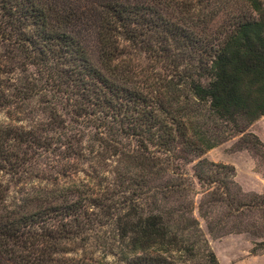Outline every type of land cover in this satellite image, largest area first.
Instances as JSON below:
<instances>
[{
	"label": "trees",
	"instance_id": "trees-1",
	"mask_svg": "<svg viewBox=\"0 0 264 264\" xmlns=\"http://www.w3.org/2000/svg\"><path fill=\"white\" fill-rule=\"evenodd\" d=\"M1 113L0 264H219L193 200L264 204L202 157L260 144L264 0H0Z\"/></svg>",
	"mask_w": 264,
	"mask_h": 264
},
{
	"label": "rangeland",
	"instance_id": "rangeland-1",
	"mask_svg": "<svg viewBox=\"0 0 264 264\" xmlns=\"http://www.w3.org/2000/svg\"><path fill=\"white\" fill-rule=\"evenodd\" d=\"M2 119L1 113L0 121ZM245 132L255 135L261 145L250 147L246 144L248 148H239L244 141L240 138L241 134H238L220 142L202 157L232 166L233 180L241 192L246 194L245 200L249 203H261L262 199H256L254 195L264 194V115L254 120ZM250 138L252 141V137ZM192 164H187L186 169L190 171ZM200 197V194L194 197L193 215L219 264H264V204L259 208H244L243 213L235 211L233 207L216 205L210 217L216 223L225 224L229 232L220 237H211L207 220L199 215Z\"/></svg>",
	"mask_w": 264,
	"mask_h": 264
}]
</instances>
